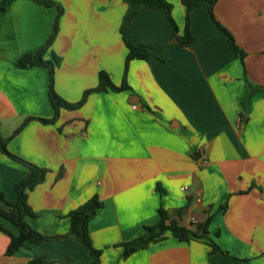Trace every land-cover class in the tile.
Wrapping results in <instances>:
<instances>
[{"label":"crops","instance_id":"1","mask_svg":"<svg viewBox=\"0 0 264 264\" xmlns=\"http://www.w3.org/2000/svg\"><path fill=\"white\" fill-rule=\"evenodd\" d=\"M51 1L62 13L44 59H60L57 95L78 102L98 85L100 71L120 86L123 0ZM166 1L174 24L163 10L145 6L132 20L130 43L158 46L128 64V90L93 92L80 108L60 109L55 122L32 120L14 134L28 117L53 115L48 70L19 61L46 44L58 9L0 0V136L10 153L47 170L27 194L35 216L26 218L47 239L26 241L8 256L9 237L0 232V264L36 256L49 264H94L67 216L94 195L102 207L88 231L101 252L98 264H264V0L213 6L214 20L243 57L204 6L190 11L194 41L180 46L173 32L184 34L186 10L180 0ZM27 173L0 151V192L8 201L16 200L14 185ZM160 209L166 223L192 231L209 219L207 238L181 241L165 231L162 240L123 258L119 245L157 224ZM0 223L18 235L17 227ZM208 240L221 252L210 253Z\"/></svg>","mask_w":264,"mask_h":264},{"label":"trees","instance_id":"2","mask_svg":"<svg viewBox=\"0 0 264 264\" xmlns=\"http://www.w3.org/2000/svg\"><path fill=\"white\" fill-rule=\"evenodd\" d=\"M41 4L50 7L55 6L58 9V13L54 20L52 32L49 35L46 44L39 49L38 51L30 54H26L20 58L19 64L23 68L32 67V66H42L48 70L49 73V90L48 96L50 104L53 109V115L49 119L28 117L24 122L15 130L14 134H17L21 129L30 121L38 120L41 123L48 124L53 123L58 117L60 109L65 110H76L80 108L86 101L87 97L93 92H101L107 89L113 91H122L128 90L129 86L126 83V72L128 64L132 60H146L149 56L150 49H154L158 46L157 43L151 44H140L132 45L130 43L129 34L130 26L132 20L136 16L140 7L145 6L152 9L163 10L167 18L172 24H174L171 17L172 5L166 0H123L126 4L127 9L122 18L119 33L124 45L127 48V54L125 57V69L123 75V81L120 86H115L107 73L100 71L98 74V85L93 89H88L84 91L81 99L76 103H69L63 100L53 88L54 81V71L55 67L58 66L60 59L57 56H53V60L44 59V54L46 49L54 41L57 32H58V20L62 13V8L57 4L53 3L51 0H38ZM182 5L186 10L185 17V30L183 35H178L176 28L173 32V39L182 47H187L194 41V36L189 30V16L190 11L193 7L204 6L209 11L212 20L216 25L226 34L228 39V44L230 49L241 57L244 56L243 51L235 44L233 37L222 27L220 26L213 17L212 9L217 0H180ZM13 134V135H14ZM8 139L4 140L0 136V151L6 155L9 159L21 163L28 168V173L26 176L18 180L14 185V191L16 193V200L14 202L8 201L4 194L0 192V220L7 221L18 228V235H13L9 232L4 226L0 223V232L8 235L9 244L6 249L5 254L10 256L17 252V250L26 242H31L34 244H41L44 242L47 237L38 233L32 229L26 222V218L34 217V213L31 211L30 207L27 204V194L31 191L36 185L42 183L47 173L46 169L40 168L31 164L16 155L10 153L6 148V142ZM102 207V202H100L96 195L92 196L84 204H82L77 209L68 213V218L70 219V233L77 236L81 245L93 256L94 264H98L101 252L92 247L91 239L88 231V223L94 217L96 211ZM160 220L157 224L152 226H147L144 228V233L125 243L119 245L122 248V257L126 258L131 254L145 249L149 244L158 242L162 240L163 234L165 231H169L171 235L181 241L189 240H198L201 238H207L206 227L209 223V219L201 225H197L194 231L186 229L182 226H178L175 222H168L167 215L163 210H159ZM210 247V253H220V248L212 240H208L206 243ZM52 262H47L44 256H36L26 264H49Z\"/></svg>","mask_w":264,"mask_h":264},{"label":"built area","instance_id":"3","mask_svg":"<svg viewBox=\"0 0 264 264\" xmlns=\"http://www.w3.org/2000/svg\"><path fill=\"white\" fill-rule=\"evenodd\" d=\"M201 163H202V164H205V161H202ZM181 190H182V191H186V190H187V187H182ZM195 198H196V200L198 201V200H199V195L197 194V195L195 196ZM191 222L194 223L195 220L192 219Z\"/></svg>","mask_w":264,"mask_h":264}]
</instances>
